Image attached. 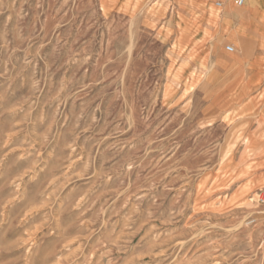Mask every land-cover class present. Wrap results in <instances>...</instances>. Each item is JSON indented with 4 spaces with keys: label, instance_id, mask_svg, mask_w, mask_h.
Returning a JSON list of instances; mask_svg holds the SVG:
<instances>
[{
    "label": "rangeland",
    "instance_id": "374dc122",
    "mask_svg": "<svg viewBox=\"0 0 264 264\" xmlns=\"http://www.w3.org/2000/svg\"><path fill=\"white\" fill-rule=\"evenodd\" d=\"M248 11L0 0V264H264Z\"/></svg>",
    "mask_w": 264,
    "mask_h": 264
},
{
    "label": "crops",
    "instance_id": "0c3cea01",
    "mask_svg": "<svg viewBox=\"0 0 264 264\" xmlns=\"http://www.w3.org/2000/svg\"><path fill=\"white\" fill-rule=\"evenodd\" d=\"M247 5L249 8V13L252 15H257V13L263 12L264 11V0H247ZM224 3H222L223 7ZM234 10V7H226V12H232ZM260 16V15H257ZM244 27L245 28H250L251 25H253V23H248L246 21H244Z\"/></svg>",
    "mask_w": 264,
    "mask_h": 264
},
{
    "label": "built area",
    "instance_id": "2783aa9c",
    "mask_svg": "<svg viewBox=\"0 0 264 264\" xmlns=\"http://www.w3.org/2000/svg\"><path fill=\"white\" fill-rule=\"evenodd\" d=\"M235 1H236L237 5L240 6V7L244 6L246 4V2H247V0H235ZM226 50L229 51V52H234L235 48L232 45H228V46H226ZM258 200L261 203H264V193H261L259 195Z\"/></svg>",
    "mask_w": 264,
    "mask_h": 264
},
{
    "label": "bare ground",
    "instance_id": "6f19581e",
    "mask_svg": "<svg viewBox=\"0 0 264 264\" xmlns=\"http://www.w3.org/2000/svg\"><path fill=\"white\" fill-rule=\"evenodd\" d=\"M216 5H217L218 7H221V6H222V2H217Z\"/></svg>",
    "mask_w": 264,
    "mask_h": 264
}]
</instances>
